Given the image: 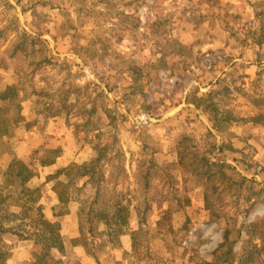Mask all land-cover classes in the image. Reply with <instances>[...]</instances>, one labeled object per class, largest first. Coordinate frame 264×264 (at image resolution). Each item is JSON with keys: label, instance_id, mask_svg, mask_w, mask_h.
<instances>
[{"label": "rangeland", "instance_id": "374dc122", "mask_svg": "<svg viewBox=\"0 0 264 264\" xmlns=\"http://www.w3.org/2000/svg\"><path fill=\"white\" fill-rule=\"evenodd\" d=\"M4 213V264H264V0H0Z\"/></svg>", "mask_w": 264, "mask_h": 264}, {"label": "trees", "instance_id": "16d2710c", "mask_svg": "<svg viewBox=\"0 0 264 264\" xmlns=\"http://www.w3.org/2000/svg\"><path fill=\"white\" fill-rule=\"evenodd\" d=\"M8 88H12L15 89V86H8L6 87V89ZM16 96V95H14ZM181 156H183V153H180ZM98 158L95 160L97 161ZM181 160V159H180ZM15 163H19L20 168H24V171H28L29 167L26 163H24L22 160L20 159H14ZM198 169H194L193 171L196 172L198 175L202 176V179H205V184L211 182H215V184H218L219 180L224 179L223 174H226V171L224 169H220V171H213L212 169V164L209 163L207 161V158L205 156L203 157H199V162H198ZM232 177V174H228ZM237 179L234 181H237V183L239 182L240 185L246 181V178L238 175L237 174ZM211 194L209 193V191H205V202L208 203V207L210 208V210H212V214L216 213V210L214 208L213 202L211 201ZM64 200H68V197L65 196L63 199L60 198V201H64ZM7 217V214H3L2 216H0V236L2 233H4L5 229H3L2 225H1V221H3V219H5ZM50 228H44L45 230H43V232L38 236L39 240L38 243L43 244L44 247L46 246H50V247H55L57 245L61 244V226L59 223L53 224V225H49ZM48 234V235H47ZM254 248H256L253 245ZM243 252L247 253V255L244 256V261L245 260H251L253 259L254 253L256 252L252 247H250L249 249H244ZM227 257H226V262L227 264H233V259L235 257V253H233V249L230 248L227 252ZM248 261H245L246 263H248ZM0 264H4L1 260H0Z\"/></svg>", "mask_w": 264, "mask_h": 264}]
</instances>
